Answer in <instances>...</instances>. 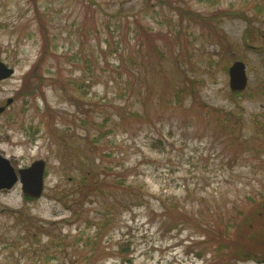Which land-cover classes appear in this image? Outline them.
<instances>
[{
  "label": "rangeland",
  "instance_id": "1",
  "mask_svg": "<svg viewBox=\"0 0 264 264\" xmlns=\"http://www.w3.org/2000/svg\"><path fill=\"white\" fill-rule=\"evenodd\" d=\"M0 61V155L46 162L0 264H264L214 235L264 202V0H0Z\"/></svg>",
  "mask_w": 264,
  "mask_h": 264
},
{
  "label": "water",
  "instance_id": "2",
  "mask_svg": "<svg viewBox=\"0 0 264 264\" xmlns=\"http://www.w3.org/2000/svg\"><path fill=\"white\" fill-rule=\"evenodd\" d=\"M15 74V69L0 61V81L10 80ZM230 90L240 92L246 89L248 78L246 65L237 61L229 70ZM13 99L7 101L6 106L0 107V116L6 111ZM46 162L37 160L29 167L16 169L12 166L9 159L0 155V190H10L17 183H20L24 194L31 198H40L44 189V177Z\"/></svg>",
  "mask_w": 264,
  "mask_h": 264
},
{
  "label": "trees",
  "instance_id": "3",
  "mask_svg": "<svg viewBox=\"0 0 264 264\" xmlns=\"http://www.w3.org/2000/svg\"><path fill=\"white\" fill-rule=\"evenodd\" d=\"M26 91L27 89H24L23 93ZM219 123H221L223 128L228 127V130L230 129L229 122H227V120L221 119V122ZM32 138L33 140L35 139L34 136H32ZM251 201L254 203L257 202V199H253ZM259 206V209L253 210V212L247 214L245 218L240 221L235 222V220H229L222 223L224 232L222 234L214 233V235L218 238L219 243L216 247V251H231L232 253L230 256L233 255L236 260H263L264 262V232L259 231V234H255L256 232H253L254 226L259 227L261 225L260 222L262 221L264 223V202ZM179 225L180 224L176 225L175 228H178ZM234 228L238 229V233L235 234V238H228L227 235H229V231ZM207 231L212 232L211 229ZM252 235H256V237H252ZM241 241L245 244H240ZM251 244L254 245V248L251 247ZM123 248L124 246H122V249ZM258 248L259 250H257ZM127 261L131 262V259L127 258Z\"/></svg>",
  "mask_w": 264,
  "mask_h": 264
}]
</instances>
